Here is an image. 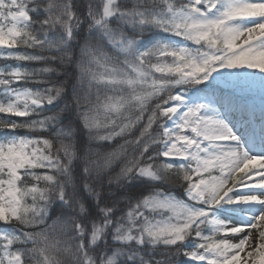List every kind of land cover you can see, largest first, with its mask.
I'll use <instances>...</instances> for the list:
<instances>
[{
    "label": "snow or ice",
    "instance_id": "1",
    "mask_svg": "<svg viewBox=\"0 0 264 264\" xmlns=\"http://www.w3.org/2000/svg\"><path fill=\"white\" fill-rule=\"evenodd\" d=\"M0 264H264V0H0Z\"/></svg>",
    "mask_w": 264,
    "mask_h": 264
}]
</instances>
